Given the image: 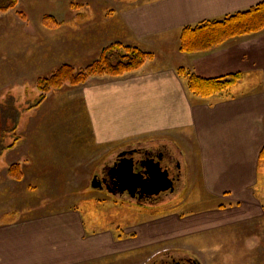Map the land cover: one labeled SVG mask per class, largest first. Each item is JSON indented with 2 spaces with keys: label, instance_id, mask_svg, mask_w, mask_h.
I'll return each mask as SVG.
<instances>
[{
  "label": "crops",
  "instance_id": "obj_1",
  "mask_svg": "<svg viewBox=\"0 0 264 264\" xmlns=\"http://www.w3.org/2000/svg\"><path fill=\"white\" fill-rule=\"evenodd\" d=\"M263 1L97 0V7L31 11L32 19L29 10L22 18L15 9L5 11L16 13L13 19L19 22L0 25V40L13 58L10 75L25 69L26 76L36 79L62 65L83 67L112 43L156 53L134 72L66 84L34 106L24 137L31 183L45 186L46 177L55 174L46 170L57 161L79 181L81 166L75 162L111 160L115 148L124 152L156 141L175 145L182 158L195 161V181L209 197L223 202L138 225L133 238L115 239L107 230L87 233L78 210L1 224L0 264H109L95 262L161 242L185 245L188 236L211 228L253 234L264 256V182L259 184L258 178L264 147V30L206 52L178 51L182 28L220 20ZM179 67L203 78L240 73L239 84L246 81L248 86L197 98L177 74Z\"/></svg>",
  "mask_w": 264,
  "mask_h": 264
},
{
  "label": "rangeland",
  "instance_id": "obj_2",
  "mask_svg": "<svg viewBox=\"0 0 264 264\" xmlns=\"http://www.w3.org/2000/svg\"><path fill=\"white\" fill-rule=\"evenodd\" d=\"M2 2L0 0V4ZM96 5L97 0H17L15 10L20 18L24 16L23 12L29 10L32 19L31 13L33 12L31 11L38 10L40 13L48 11L49 8L74 7L81 9L97 7ZM13 13L12 11L0 12V25L19 23L18 21L14 22L13 18L16 17V13ZM24 23L29 24L28 21ZM2 29L4 28L0 27V30ZM0 33L2 32L0 31ZM7 46L2 38L0 40V225L19 222L55 211L78 210L87 233H99L107 230L115 239L120 236L133 238L138 225L151 223L157 218L162 219L163 216L172 212L189 213L202 206L223 202L221 199L209 197L199 182L195 181V161L182 158L175 145H165L156 141L130 146L126 150L144 148L168 152L180 166L181 172H179L178 180H175L174 168L169 166L173 173L172 191L161 192L150 201L145 199L138 201L125 192L123 195L112 194L97 186H92L96 179L95 174H99L103 167L109 165L118 157V154L123 152L116 148L114 153L112 152L111 160L100 158L101 160H91L89 163L85 162L86 160L83 162V158L79 163L75 162L74 165L81 166L77 169V172H81L79 181L77 176L72 177V175H68L67 170H62L61 163L57 161L54 169L46 170L55 174L46 177L47 184L45 186L31 183L33 179L29 176V167L32 163L25 160L27 153H24V137L27 133L25 125L30 115L35 113L34 106L40 104L47 93L51 91L45 94L43 100H40L41 92L36 88L37 79L48 77L53 71L36 79L29 73L26 76L25 69H22L21 74L18 75L8 74V68L13 69L14 65ZM155 54L153 53V58H155ZM245 82H242L244 86L238 83L230 90H241L242 87L248 86L245 85ZM53 157L55 160L56 157ZM99 163L101 167L98 168ZM12 164H18L22 173L25 172L20 181L10 178L7 173L8 167ZM258 178L259 184H262L264 182V162L259 166ZM259 189L260 187L257 188V191ZM257 194L263 195L260 191ZM239 233L241 232L234 231L233 228H225L220 231L211 228L206 232H195L188 236L185 245H181L179 242H176L175 245L161 242L159 246L151 244L137 251L129 250L126 253L112 254L106 260H97L95 263L151 264L162 258L177 260L192 258L198 264H262L260 259L262 258L264 261V256L259 255V250L256 248L260 241L253 234Z\"/></svg>",
  "mask_w": 264,
  "mask_h": 264
},
{
  "label": "trees",
  "instance_id": "obj_3",
  "mask_svg": "<svg viewBox=\"0 0 264 264\" xmlns=\"http://www.w3.org/2000/svg\"><path fill=\"white\" fill-rule=\"evenodd\" d=\"M0 12L15 9L17 0H2ZM19 13V12H18ZM49 17H45V20ZM264 30V1L247 10L225 16L220 20H207L194 26L182 28L179 36L178 50L185 54L212 50L227 40L259 33ZM153 59V53L139 47L112 43L106 46L99 57L79 69L62 65L50 76L39 78L36 88L41 92L40 100L45 94L63 85L77 86L91 77H121L134 72ZM177 74L183 79L187 91L194 97L205 99L212 95L228 92L241 80L240 73L227 74L216 78H203L189 69L179 67ZM264 162V147L259 154ZM10 178L20 181L23 173L18 164L8 167Z\"/></svg>",
  "mask_w": 264,
  "mask_h": 264
},
{
  "label": "water",
  "instance_id": "obj_4",
  "mask_svg": "<svg viewBox=\"0 0 264 264\" xmlns=\"http://www.w3.org/2000/svg\"><path fill=\"white\" fill-rule=\"evenodd\" d=\"M134 151H124L118 154L119 163L114 167L113 175L119 184L120 192H126L131 197L136 195L151 197L166 190H172L171 182L173 173L163 162L150 160L144 162L143 172H135L137 163L135 157L128 158L127 155ZM92 186H95L92 183Z\"/></svg>",
  "mask_w": 264,
  "mask_h": 264
},
{
  "label": "flooded vegetation",
  "instance_id": "obj_5",
  "mask_svg": "<svg viewBox=\"0 0 264 264\" xmlns=\"http://www.w3.org/2000/svg\"><path fill=\"white\" fill-rule=\"evenodd\" d=\"M134 152L130 155H127L128 158L135 157L137 159V163L134 166L135 172H143L144 162L154 160L155 162H165L168 167L174 168L175 172V180H178L180 177L179 172L180 166L177 161L173 160L171 155L168 154V152L160 151V150H150V149H135ZM167 159V160H166ZM119 158L116 157L109 165L103 167L99 174H95V181L94 185L99 187L100 189H104L105 191L115 194L118 193L120 195H123V193L120 192L119 184L116 182L115 177L113 175L114 167L119 163ZM166 160V161H165ZM171 192L172 190L169 189ZM126 193V192H125ZM127 194V193H126ZM160 194V193H159ZM158 194V195H159ZM157 195L151 196V197H144L141 195H136L134 198L138 201L141 200H152L155 199ZM151 264H198L194 259L192 258H186V259H175V258H162L159 261H154Z\"/></svg>",
  "mask_w": 264,
  "mask_h": 264
}]
</instances>
